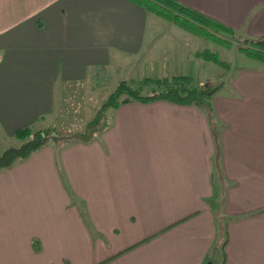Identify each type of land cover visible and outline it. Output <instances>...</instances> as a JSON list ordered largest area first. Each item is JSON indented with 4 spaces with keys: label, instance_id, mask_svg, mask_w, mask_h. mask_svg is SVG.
I'll return each instance as SVG.
<instances>
[{
    "label": "crops",
    "instance_id": "obj_1",
    "mask_svg": "<svg viewBox=\"0 0 264 264\" xmlns=\"http://www.w3.org/2000/svg\"><path fill=\"white\" fill-rule=\"evenodd\" d=\"M179 1L264 39V0ZM152 16L131 0H0V138L56 126L57 91L94 69L176 73L190 50L156 37ZM260 63L226 70L212 119L133 100L93 141H50L1 169L0 264H264Z\"/></svg>",
    "mask_w": 264,
    "mask_h": 264
},
{
    "label": "trees",
    "instance_id": "obj_2",
    "mask_svg": "<svg viewBox=\"0 0 264 264\" xmlns=\"http://www.w3.org/2000/svg\"><path fill=\"white\" fill-rule=\"evenodd\" d=\"M131 1L142 5L152 13L173 21L186 30L203 36L206 40L215 41L225 46L231 45L230 39L223 36V33L234 34L235 30L232 27L179 0ZM238 48L248 57L264 62L263 38H245ZM197 55L220 66L230 67L229 62L222 60L218 53L209 49L198 51ZM221 86L222 82L215 85L208 81L204 83L195 82L193 77L187 74L157 79L148 77L143 80V84H138L132 80H120L116 88L103 101L95 117L87 123L84 131L76 132L70 137H63L59 140L55 136L57 132L55 127L34 129L31 126H26L18 129L16 137L21 140V143L18 146L7 147L0 154V170L12 166L18 160L27 159L34 151L50 141L56 140L59 143L93 141L100 132L109 126L107 110L133 100L150 102L165 99L178 104L197 105L205 108L209 118L212 119V96ZM147 87H149V91L143 93V89Z\"/></svg>",
    "mask_w": 264,
    "mask_h": 264
},
{
    "label": "rangeland",
    "instance_id": "obj_3",
    "mask_svg": "<svg viewBox=\"0 0 264 264\" xmlns=\"http://www.w3.org/2000/svg\"><path fill=\"white\" fill-rule=\"evenodd\" d=\"M156 19L163 21L162 25L157 29L156 37H183V44L187 46L192 54V49L197 48L198 51L204 49H209L213 52L218 53L222 60H225L230 63V67L226 68L220 66L213 61H209L203 58H200L199 61L193 63L191 60L185 61L184 58L189 55V52H185L183 58H177L178 63L174 65L172 71L176 69V73L173 75L162 76L164 77H173L174 75L187 74L193 77V80L198 83L211 82L213 85L220 83L223 80H226V70L228 71L232 64L235 66L242 67H251L257 65H263L254 61L252 58L248 57L242 50L238 47L241 42H244V37L239 33L235 32L234 34L223 33V36L230 39V46H225L215 41L206 40L203 36L197 35L185 28L180 27L175 24L173 21L163 18L156 13L149 11ZM169 27L170 31H166V28ZM162 33V35L160 34ZM159 33V34H158ZM188 37V38H185ZM168 42V41H167ZM169 43V42H168ZM197 51V52H198ZM1 52V51H0ZM191 57V56H189ZM192 59V58H188ZM203 61V63H202ZM132 71V66L124 67L120 63H116L108 68H102L100 70L94 69V72L88 76L85 81L82 82H72L68 89H60L57 91L58 97V106L56 107V113L52 116V121H55L52 124L57 130L56 137L57 139H62L63 137H70L76 132L84 131L86 125L91 121L99 107L102 105L103 101L107 99L109 94L116 88L120 80H129L133 81V78H138L135 80L138 84H143L145 78H155L152 75L142 76L139 75L141 71H138L139 74H136ZM175 72V71H174ZM157 79V78H155ZM137 85V84H136ZM151 87V86H149ZM149 87L143 89V93L149 91ZM112 111V108L107 110V114ZM56 119V120H55ZM53 127V126H52ZM45 128V127H44ZM34 129H39L34 127ZM1 137L0 138V154L9 146H18L21 143V140L16 137V139H10Z\"/></svg>",
    "mask_w": 264,
    "mask_h": 264
},
{
    "label": "water",
    "instance_id": "obj_4",
    "mask_svg": "<svg viewBox=\"0 0 264 264\" xmlns=\"http://www.w3.org/2000/svg\"><path fill=\"white\" fill-rule=\"evenodd\" d=\"M208 264H212V262H208Z\"/></svg>",
    "mask_w": 264,
    "mask_h": 264
}]
</instances>
